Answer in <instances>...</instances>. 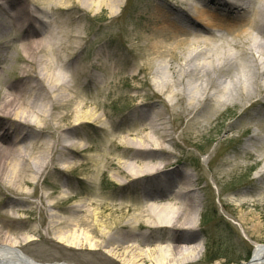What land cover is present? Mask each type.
Masks as SVG:
<instances>
[{
  "label": "rangeland",
  "instance_id": "rangeland-1",
  "mask_svg": "<svg viewBox=\"0 0 264 264\" xmlns=\"http://www.w3.org/2000/svg\"><path fill=\"white\" fill-rule=\"evenodd\" d=\"M70 1L45 0L41 3L33 0L30 8L38 16L35 26H39L40 31L36 34L33 29L25 30L16 37L14 34L1 37L0 94L14 88L11 82L16 70L23 65L16 48L29 34L34 32L35 36H42L47 31L59 30L60 26H69L78 36L72 41L74 50L54 45L44 55L43 62L47 60L52 64L48 71L53 72L52 76L59 74L67 78L68 89L76 90L79 98L87 101L86 108L100 119L95 125L102 126L95 128L93 124H86L74 128L73 144L78 142L85 148L79 151L85 159L69 172L51 171L47 182H40L38 191L50 193L52 200L57 202L59 190L71 189L74 197L57 203L51 209L54 212L58 209L70 212L72 206L80 203L85 209L92 202L99 210L113 206L118 208L117 212L130 209V214L105 229L102 237L94 236L86 227H76L88 235L89 242L95 243V249H88L82 235V245L75 248L57 242L51 234L46 235L43 219L37 211L20 213V222L12 223L13 229L27 232L29 238L35 237L20 249L39 262L123 264L119 258L127 260L132 256L138 260L140 257L138 264H153L152 259L163 254L159 251L161 248L156 250L155 247L166 246L178 237L188 244L200 241L202 251L198 258L187 256L185 261L169 264H241L248 261L253 246L264 244V201H261L264 176L256 185L247 187L256 165L253 158H245L242 146L248 134H242L240 126L241 121L250 120L254 112L241 119L236 107L222 109L212 100L194 108L179 88L174 93L155 89L158 78L144 68L150 57L149 41L153 29L149 26L152 19L148 15L153 5L163 0H117L114 3L105 0L101 8L90 10L79 3L70 4ZM216 33L224 39L230 36L224 30ZM158 53H153L154 58L164 59L165 66L173 65L168 56H158ZM186 81L182 79L180 83ZM65 111L67 109L61 107L55 110L53 121L59 120V115ZM59 125L65 128L69 122L66 119ZM127 132L130 146L119 143ZM142 135H145L144 139L140 140L150 144L146 146L148 153L145 154L138 152L139 148H131V139ZM28 139L42 143L54 137L36 131L29 134ZM247 145L251 154L264 150V141L257 143L250 139ZM123 150L130 155V162L135 161V165H130L128 175L106 165L109 157ZM144 159L149 161L140 168L142 165L138 163ZM91 160L98 162L93 166ZM156 161L161 162L162 170L154 176L143 174L138 179L131 178L137 174L135 170H147ZM245 162L251 166L246 168ZM54 164H60L59 157L56 156ZM175 172L186 176L179 177ZM143 185L158 187L157 196L152 200L144 197V190L140 189ZM183 190L198 198L195 231L186 232L183 228L176 231L164 226L151 228L134 222L139 212L148 213L150 203H180L186 196ZM176 196L180 201L176 202ZM257 197L261 199L257 201L260 204L242 205L243 199ZM1 200L2 197L0 211ZM31 201L37 200L31 198ZM245 212L259 218L258 235L244 233L240 217ZM128 218L132 228L125 223ZM34 226L39 227L38 233L28 231ZM113 246L117 247L111 252L117 257L110 253Z\"/></svg>",
  "mask_w": 264,
  "mask_h": 264
},
{
  "label": "bare ground",
  "instance_id": "bare-ground-1",
  "mask_svg": "<svg viewBox=\"0 0 264 264\" xmlns=\"http://www.w3.org/2000/svg\"><path fill=\"white\" fill-rule=\"evenodd\" d=\"M39 1L43 3L45 0ZM116 1L111 0V3ZM104 2L71 0L70 4L79 3L82 8L90 10L101 8ZM32 3L33 0H0V39L4 34H14L16 37L25 30L33 29L36 34L40 31L39 26H35L38 16L30 8ZM148 17L152 19L149 26H153V29L149 41L150 57L144 68L158 78L159 84L155 86L157 91L174 93L180 89L194 108L212 100L222 109L236 107L241 119L254 112L250 120L241 121L240 126L241 133L248 134L242 146L245 158H253V164L256 165L247 187L256 185L259 178L264 176V150L251 154L247 150V142L250 139L257 143L264 141V0H163L153 5ZM58 29L47 31L42 36H35L33 32L20 47L17 46L23 65L16 70L11 82L14 88L0 94V198L3 204L0 211V264H74L39 262L26 255L20 247L32 242L35 237L29 238L27 232L13 229L12 223L20 222V213L37 211L43 219L46 235L51 234L57 242L74 248L82 245L83 241L89 246L88 249H95V243L89 242L88 235L79 232L76 227H86L94 236L102 237L105 229L130 214V209L117 212L118 208L113 206L107 209L101 206L103 210H99L98 205L95 207L92 202L85 209L80 203L72 206L70 212L64 209L54 212L51 209L57 203L74 197L71 189L59 190L60 200L57 202L52 200L50 193L38 191L40 182H47L54 169L69 172L80 166L85 157L79 151L85 148L78 142L73 144V130L80 125L94 126L99 119L94 111L86 108L87 101L80 99L76 90L68 89L67 78L59 74L52 76L53 72H48L52 64L47 60L43 62L44 55L54 45L62 46L64 50H74L72 41L78 38L77 34L69 26H60ZM219 30L229 33V38L224 39L220 33L217 35ZM157 51L158 56H168L173 65L165 66L164 59L158 61V58H154ZM74 79L77 80L76 77ZM182 79L187 81L180 83ZM85 80H88L87 77ZM77 86H80V82ZM60 107L67 111L59 115V120L53 121L55 110ZM66 119L69 126L63 128L59 124ZM98 126L95 125V128ZM36 131L37 134H49L54 139L42 143L29 140V134ZM129 136L127 132L119 143H128L126 146H130ZM144 136L131 139V148H139L137 151L142 154L148 153L146 146L150 145L140 140ZM111 140L115 142L113 138ZM56 156L60 163L57 166L54 164ZM148 161L144 159L138 163L142 165L140 168L146 166ZM97 162L91 160L93 166ZM155 163L147 170L138 168L135 170L137 174L131 178L138 179L143 174L154 176L162 170L161 162ZM106 165L128 175L130 165H135V161L130 162V155L123 150L109 157ZM244 166L249 168L251 165L245 162ZM175 174L182 178L186 176L183 173ZM140 189L144 190V197L151 200L159 192L158 187L150 185H143ZM183 191L186 196L180 203L177 202L180 201L177 196L175 200L178 204L150 203L148 213L139 212L134 222L151 228L164 226L176 231L179 228L186 232L195 231L198 198L188 190ZM31 198L37 201H31ZM258 200L261 199H243L242 205L255 206L260 204ZM128 219L125 223L132 228ZM240 222L245 234L258 235L261 229L258 217L245 212ZM9 225L12 226L9 228ZM71 229L70 233L63 234ZM28 231L38 233L39 227H31ZM80 235L83 236L82 241ZM190 243L176 237L166 246H156V250L161 248L159 251L163 254H157L151 262L169 264L185 261L187 256L195 255L198 258L202 251L200 241ZM116 247L110 250L114 257L117 254L111 251H115ZM137 258L130 256L127 260L119 258L118 261L138 264L141 259ZM249 259L241 264H264V244H255Z\"/></svg>",
  "mask_w": 264,
  "mask_h": 264
},
{
  "label": "water",
  "instance_id": "water-1",
  "mask_svg": "<svg viewBox=\"0 0 264 264\" xmlns=\"http://www.w3.org/2000/svg\"><path fill=\"white\" fill-rule=\"evenodd\" d=\"M249 260H251V259H249Z\"/></svg>",
  "mask_w": 264,
  "mask_h": 264
}]
</instances>
